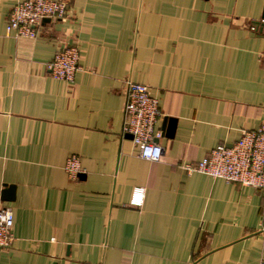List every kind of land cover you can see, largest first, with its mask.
<instances>
[{
  "label": "crops",
  "instance_id": "1",
  "mask_svg": "<svg viewBox=\"0 0 264 264\" xmlns=\"http://www.w3.org/2000/svg\"><path fill=\"white\" fill-rule=\"evenodd\" d=\"M19 1L0 0V208L14 237L0 264L264 261V191L183 168L264 125V26L250 30L264 0H68V18L14 38ZM71 44L80 70L52 79ZM126 81L159 102L157 162L121 137Z\"/></svg>",
  "mask_w": 264,
  "mask_h": 264
},
{
  "label": "built area",
  "instance_id": "2",
  "mask_svg": "<svg viewBox=\"0 0 264 264\" xmlns=\"http://www.w3.org/2000/svg\"><path fill=\"white\" fill-rule=\"evenodd\" d=\"M68 0H23L17 2L8 15L6 31L14 38H34L37 29L45 20H64L69 17ZM264 19L252 24L250 30L258 31ZM77 44L62 47L47 64L52 79L71 83L80 70ZM122 108L121 137L130 135L138 156L148 162L160 160L163 148L155 143L161 137L158 122L161 116L158 100L151 96L145 85L126 81ZM159 155L154 158V150ZM153 149L146 156L145 151ZM187 174L198 173L211 179L223 180L227 184L264 191V125L241 131L240 138L231 146L221 144L211 149L207 156L195 164L183 166ZM64 172L71 180H77L82 172L76 156L67 158ZM139 198V199H137ZM133 201H136L135 203ZM143 189L136 188L131 205L140 206ZM13 215L9 208H0V253L12 245L14 240ZM259 264H264V261Z\"/></svg>",
  "mask_w": 264,
  "mask_h": 264
},
{
  "label": "clouds",
  "instance_id": "3",
  "mask_svg": "<svg viewBox=\"0 0 264 264\" xmlns=\"http://www.w3.org/2000/svg\"><path fill=\"white\" fill-rule=\"evenodd\" d=\"M153 153V149H147L146 151H145V155L146 156H148V155H150V154H152ZM159 155V149L157 148V149H155L154 150V158L156 157V156H158ZM137 199H139V198H137ZM134 203L136 202V201H133Z\"/></svg>",
  "mask_w": 264,
  "mask_h": 264
},
{
  "label": "water",
  "instance_id": "4",
  "mask_svg": "<svg viewBox=\"0 0 264 264\" xmlns=\"http://www.w3.org/2000/svg\"><path fill=\"white\" fill-rule=\"evenodd\" d=\"M262 19H264V10H263V13H262ZM49 20H45V22H48ZM127 138L131 139L132 137L130 135H127L126 136ZM81 175H79L80 177ZM9 193H13V188L12 187H9L8 189H6V191L4 192V194H9ZM9 199V198H7Z\"/></svg>",
  "mask_w": 264,
  "mask_h": 264
}]
</instances>
